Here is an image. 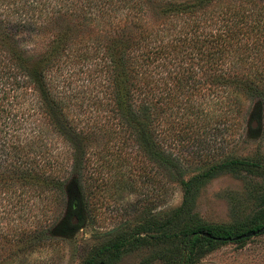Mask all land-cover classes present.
Listing matches in <instances>:
<instances>
[{
  "label": "trees",
  "instance_id": "16d2710c",
  "mask_svg": "<svg viewBox=\"0 0 264 264\" xmlns=\"http://www.w3.org/2000/svg\"><path fill=\"white\" fill-rule=\"evenodd\" d=\"M210 2L0 0V218L22 206V197L27 193L39 197L52 193L56 199L57 194L65 192L61 175L65 164L56 162L40 135L27 130L31 128L25 124L27 117L17 106L19 88L42 100L50 127L73 146L71 172L76 177V193L83 192L87 134L84 130L76 131L68 121L47 75L58 67L62 54L72 52L73 40L87 34L94 55L100 54L102 60L100 72L107 88L108 121L112 120L111 125L124 134L122 146L136 147L149 162L157 167L166 166L180 177L182 200L157 224L158 228L170 229L181 223L180 228L153 236L169 239L180 234V256L174 264H195L217 244L240 241L243 238L236 237L264 226V210L255 224L236 231L230 226L195 222L192 216L198 187L218 171L264 172V164L237 156L213 162L210 152L205 151L183 156L165 142L171 130L168 128L175 124L170 121L168 127L165 121L167 115L173 116L172 109L176 110L175 116L183 109L176 126L191 128L197 127L196 118L204 112L200 105L192 103L193 98H228L226 102L238 109L242 99L248 98L247 76L235 66L225 65L234 47L238 48L231 40L230 18L212 14L207 8ZM34 33L44 36L47 42L40 50L29 51L20 42L24 34L31 37ZM177 98L185 100L183 107ZM223 120L219 118L211 129L220 127ZM194 137L189 139L194 141ZM208 159L209 164L200 172L183 177L186 161ZM76 193L72 194L75 198ZM63 226H70L66 218L62 220ZM46 239H34L28 247L41 245ZM134 241L129 236L117 235L101 251L119 249ZM86 264L93 261L87 260Z\"/></svg>",
  "mask_w": 264,
  "mask_h": 264
},
{
  "label": "rangeland",
  "instance_id": "374dc122",
  "mask_svg": "<svg viewBox=\"0 0 264 264\" xmlns=\"http://www.w3.org/2000/svg\"><path fill=\"white\" fill-rule=\"evenodd\" d=\"M207 8L215 16L230 18L231 40L238 48L234 47L225 65L247 76L248 98L242 99L240 109L226 102L228 98H193L192 103L204 112L196 118L197 127L191 128L176 126L183 109L178 116L172 109L173 116L167 115L165 121L168 127L170 121L175 124L168 128L165 142L183 156L205 151L213 162L237 156L264 164V0H212ZM46 42L34 33L31 37L24 34L20 43L37 51ZM73 42L72 52L62 54L47 79L68 121L76 131L87 134L83 192L76 193V177L71 172L73 146L50 127L42 100L19 88L17 106L27 117L25 124L31 127L27 130L40 135L56 162L65 164L61 172L65 192L56 199L52 193L40 197L27 193L22 206L0 218V264H86L87 260L93 264H174L180 256V234L169 239L153 236L180 228L181 223L170 229L157 227L182 200L180 177L166 166L149 162L136 147L122 146L124 134L108 121L100 54L94 55L87 34ZM218 99L222 103H214ZM177 100L182 107L186 103L183 98ZM219 118H224L223 124L211 129ZM190 136H195L194 141ZM208 164L209 159L186 161L183 177ZM195 197V222L230 226L235 231L249 228L264 210V172L218 171L198 187ZM64 218L70 226L62 227ZM117 235L135 241L102 252V246ZM37 238L47 239L28 247ZM195 264H264V232L219 243Z\"/></svg>",
  "mask_w": 264,
  "mask_h": 264
},
{
  "label": "water",
  "instance_id": "95a60500",
  "mask_svg": "<svg viewBox=\"0 0 264 264\" xmlns=\"http://www.w3.org/2000/svg\"><path fill=\"white\" fill-rule=\"evenodd\" d=\"M263 230H264V226H262L261 228H259L258 230L254 231V232H248V233L241 234V235H239L236 238L237 239H241V238H244V237H249V236L255 235V234H257V233H259V232H261ZM201 234L208 236L206 233H201Z\"/></svg>",
  "mask_w": 264,
  "mask_h": 264
}]
</instances>
